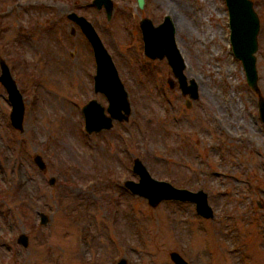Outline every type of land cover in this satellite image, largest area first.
<instances>
[{
  "label": "rangeland",
  "instance_id": "rangeland-1",
  "mask_svg": "<svg viewBox=\"0 0 264 264\" xmlns=\"http://www.w3.org/2000/svg\"><path fill=\"white\" fill-rule=\"evenodd\" d=\"M91 1L0 0V59L25 106L20 132L0 83V264H174L171 251L189 264H264V127L231 50L225 0H144L141 9L112 0L109 19ZM251 1L264 97V0ZM70 12L93 25L128 93V120L98 133L84 130L82 107L108 102L94 91L92 47ZM166 15L195 100L165 58L143 53L140 20ZM135 158L157 180L205 191L213 218L191 202L152 207L132 194Z\"/></svg>",
  "mask_w": 264,
  "mask_h": 264
},
{
  "label": "water",
  "instance_id": "water-1",
  "mask_svg": "<svg viewBox=\"0 0 264 264\" xmlns=\"http://www.w3.org/2000/svg\"><path fill=\"white\" fill-rule=\"evenodd\" d=\"M144 0H137L138 7H143ZM228 10V24L230 29L229 42L234 56L242 63L245 79L248 86L256 92L258 97L259 118L264 127V97L258 86L255 52L258 48L257 36L260 30V20L251 0H225ZM91 4L98 10L104 9L107 18H110L112 0H92ZM67 18L76 23L92 47L95 74L93 87L95 92H100L107 99L104 107L95 99L89 100L82 107L84 115V128L87 133H98L112 128L113 122L127 121L130 113L128 93L118 75L117 68L111 55L105 48L93 25L75 12L67 14ZM143 40L144 55L150 59L165 58L176 78L178 88L182 95L189 99L198 98L197 84L193 79L187 78L184 73L185 61L176 43V30L168 15L164 16L161 23L154 25L149 18H142L139 22ZM74 29H72V32ZM0 83L5 87L7 100L11 106L9 118L14 129L23 131V117L25 106L9 66L0 60ZM169 86H174L172 79L168 80ZM189 100L186 105L189 106ZM34 163L40 170H45L46 165L42 157L36 154ZM133 172L138 176V181L125 182L129 191L145 198L150 206H156L162 201L191 202L195 211L204 218H213V210L208 204V195L202 189L197 191L178 188L171 183L153 178L143 162L135 158L132 166ZM54 179H50L53 183ZM41 223L46 222L45 214H40ZM19 242L26 246L27 236L22 235ZM169 256L174 264H189L179 253L171 251ZM118 264H127L125 259H120Z\"/></svg>",
  "mask_w": 264,
  "mask_h": 264
},
{
  "label": "bare ground",
  "instance_id": "bare-ground-1",
  "mask_svg": "<svg viewBox=\"0 0 264 264\" xmlns=\"http://www.w3.org/2000/svg\"><path fill=\"white\" fill-rule=\"evenodd\" d=\"M172 21H173V24L175 25L176 23H175V19L174 18H172Z\"/></svg>",
  "mask_w": 264,
  "mask_h": 264
},
{
  "label": "flooded vegetation",
  "instance_id": "flooded-vegetation-1",
  "mask_svg": "<svg viewBox=\"0 0 264 264\" xmlns=\"http://www.w3.org/2000/svg\"><path fill=\"white\" fill-rule=\"evenodd\" d=\"M0 60H3V59H0ZM9 69H10V67H9ZM169 84V83H168ZM174 85H175V82H174ZM5 88V87H4Z\"/></svg>",
  "mask_w": 264,
  "mask_h": 264
}]
</instances>
